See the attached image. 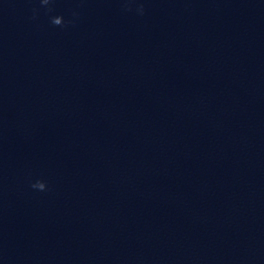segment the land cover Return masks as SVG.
I'll return each instance as SVG.
<instances>
[{
    "label": "clouds",
    "instance_id": "clouds-1",
    "mask_svg": "<svg viewBox=\"0 0 264 264\" xmlns=\"http://www.w3.org/2000/svg\"><path fill=\"white\" fill-rule=\"evenodd\" d=\"M53 2H54V0H39L41 7L47 9L49 12L52 11V8L50 7V5ZM38 11H39L38 9H33V18L36 17V14L38 13ZM140 12H141V14L143 13L142 7L140 8ZM73 15L75 16L76 13H74ZM50 19H51V23L55 26H60V27L66 26V22L62 16H52ZM67 23H73V21H68ZM31 187L33 189H38L40 191L46 190V184L43 181H37V182L33 183L31 185Z\"/></svg>",
    "mask_w": 264,
    "mask_h": 264
}]
</instances>
